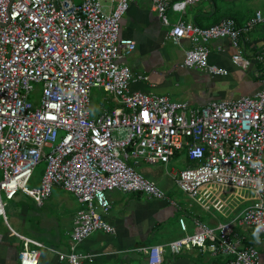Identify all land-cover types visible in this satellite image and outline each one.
I'll list each match as a JSON object with an SVG mask.
<instances>
[{
    "label": "built area",
    "instance_id": "obj_1",
    "mask_svg": "<svg viewBox=\"0 0 264 264\" xmlns=\"http://www.w3.org/2000/svg\"><path fill=\"white\" fill-rule=\"evenodd\" d=\"M131 1L0 0V218L7 222L3 198L22 192L39 206L60 187L84 207L69 232L70 253L56 254L67 264H83L93 254L75 252L76 245L95 231L115 232L103 218L111 207L108 191L140 193L180 209L128 160L167 164L184 151L193 164L170 174L176 187L203 210L229 211V200L222 191L215 194L216 188L248 190L252 196L243 200L250 203L232 223L214 228L194 220L189 232L180 217L179 238L141 249L146 263L161 264L164 249L178 254L190 247L212 257V264H260L259 251L243 244L233 225L264 233V78L252 95L200 106L131 91V83L147 79L121 63L136 47L132 39L119 36ZM148 1L167 25L168 9L182 13L187 5L205 0ZM263 21L259 10L244 25L233 17L209 26L178 20L170 24L166 38L175 44L189 42L184 68L226 75L227 70L208 62L210 41L226 40L234 49L233 65L248 69L257 64L263 74L264 48L252 56L241 49L244 34ZM223 50L217 46L218 52ZM34 83L42 86L38 106L29 100ZM92 87L109 92L108 109L91 112ZM41 160L46 166L40 186L29 188ZM18 238L19 264H38L40 250L34 242Z\"/></svg>",
    "mask_w": 264,
    "mask_h": 264
},
{
    "label": "crops",
    "instance_id": "obj_2",
    "mask_svg": "<svg viewBox=\"0 0 264 264\" xmlns=\"http://www.w3.org/2000/svg\"><path fill=\"white\" fill-rule=\"evenodd\" d=\"M222 1L205 0L187 5L179 15H176V11L168 9L169 24L165 25L151 10L148 0H132L121 20L119 36L132 39L136 47L121 60V63L127 65L132 72L147 76V79L131 83L129 89L167 95L173 100L186 101L193 106L204 105L210 100L233 99L257 92L262 87L261 78H264V73L259 70L260 66L257 67L255 64L248 69H241L233 65L230 55L234 49L226 40H212L209 43L208 62L227 70L226 75L213 76L182 67L184 51L189 48V42L181 39L175 44L166 38L170 24L178 20L209 26L223 17H233L240 25H244L257 10L264 12V0H225L224 3ZM217 46H222L224 50L218 52ZM262 48H264V21L247 31L241 42V49L248 56L254 55ZM255 72L257 75H254ZM238 85L244 86L245 93L235 90ZM165 192L180 204V209L167 200L147 199L140 193L108 191L106 194L111 207L103 214V218L115 228V232L95 231L76 245L75 252L93 254L92 260L83 264H147L146 254L141 249L152 245H165L179 238L182 235L178 224L180 217L185 218L189 232L194 229V220L214 228L220 223H232L250 203L229 199L230 209L222 215L214 210H203L178 188ZM71 197L74 200L73 206L64 205L62 202L58 205L47 202V206L56 205L61 209L57 218L45 222L47 228L36 224L33 229L29 227L26 230L28 215L24 208L21 210L24 223L19 227V231L8 226L7 222L0 218L2 219L0 220V264H19L17 254L21 249V241L18 235L31 239L34 242L32 246L40 250L38 264H67L59 260L56 252L70 253L69 232L73 228L76 212L84 207L72 195ZM48 199L39 206L44 207ZM62 219H68L70 223L65 224ZM233 228L240 234L243 244L253 245L259 251L260 264H264V233L235 224ZM162 257L161 264H212L213 262L208 254L190 247L184 248L178 254L169 253L164 249Z\"/></svg>",
    "mask_w": 264,
    "mask_h": 264
},
{
    "label": "rangeland",
    "instance_id": "obj_3",
    "mask_svg": "<svg viewBox=\"0 0 264 264\" xmlns=\"http://www.w3.org/2000/svg\"><path fill=\"white\" fill-rule=\"evenodd\" d=\"M77 1L80 0H76V2ZM218 1L221 2V0ZM222 2L224 3L225 0H223ZM180 13L181 12H176V15H179ZM235 90L239 93H245L244 86L242 85L236 86ZM41 93V84L34 83L33 90L29 94V100L34 104V106H38L41 98ZM90 102L91 112L93 114L98 113L101 106H104L105 109H108L111 106L110 94L103 88L99 89L98 87H92L90 92ZM63 135L64 131L61 130L59 132V136L62 137ZM185 156L186 154L184 151L180 154H176L171 157L170 161L167 164L160 162L146 163L141 158H136L134 160L129 159L128 162L134 167L136 172L142 174L144 177L150 180H153L164 191L170 189L177 190L176 184L172 179L170 172H177L178 170L186 167L187 160ZM45 166L46 163L44 160L39 161V163L35 166L32 177L27 184L29 188H38L40 186V180L43 175ZM211 189L215 191L214 187H211ZM216 189L217 191L215 192V194L219 191H222L223 199L227 198L228 200L230 199L242 203L247 202L243 200L244 197L252 196V194L248 190H230L226 188ZM48 200L49 201L45 202L46 204L44 205V207H42L37 206L36 202L32 198L23 194L22 192H17V194L11 200L3 198L4 211L8 218L6 224H8V226H10L11 228L19 231V227L22 225V223H24V217L21 216V210L22 208H24L27 212L26 214L28 215L26 218V230H28L29 227L33 229L36 224L43 225L45 226V228H47L48 226L45 222L52 221V218H57V216L60 214L59 211H61V209L56 205H58L60 202H62L64 205H74V200L71 195L63 191V189H59L58 187H54L52 189L51 196ZM47 202L56 203V205L49 207L47 206ZM62 220H64L65 224L70 223L68 219Z\"/></svg>",
    "mask_w": 264,
    "mask_h": 264
},
{
    "label": "trees",
    "instance_id": "obj_4",
    "mask_svg": "<svg viewBox=\"0 0 264 264\" xmlns=\"http://www.w3.org/2000/svg\"><path fill=\"white\" fill-rule=\"evenodd\" d=\"M186 157V156H185ZM186 160H187V165H186V167H188V166H191L193 163L188 159V157H186Z\"/></svg>",
    "mask_w": 264,
    "mask_h": 264
}]
</instances>
